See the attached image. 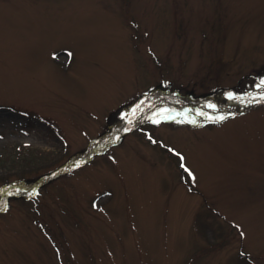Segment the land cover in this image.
<instances>
[{"label":"rangeland","instance_id":"1","mask_svg":"<svg viewBox=\"0 0 264 264\" xmlns=\"http://www.w3.org/2000/svg\"><path fill=\"white\" fill-rule=\"evenodd\" d=\"M261 77L264 0H0V264H264Z\"/></svg>","mask_w":264,"mask_h":264},{"label":"snow or ice","instance_id":"2","mask_svg":"<svg viewBox=\"0 0 264 264\" xmlns=\"http://www.w3.org/2000/svg\"><path fill=\"white\" fill-rule=\"evenodd\" d=\"M53 55H56V53H53ZM164 83H168L167 81H165ZM261 86H264V77H261V80H260V83L257 84V87H261ZM226 96H228L230 99H237L238 96L235 92L229 90L228 92L225 93ZM257 95H259L261 98H264V92H261V93H257ZM208 107L209 108H216L217 105L214 104V103H211V102H206ZM136 108H139V105H136L134 106ZM168 111H175L174 109H169L167 108V106H165L164 108H159V109H156L155 110V113L153 115V122L156 123V124H159L161 122V120H164V119H176L177 116H183L184 115V112L187 111L186 109L177 113V116H169V115H165L164 113L168 112ZM199 112V114L201 116L203 115H206V113L203 111V110H197ZM135 114V113H134ZM211 115V114H209ZM120 116L124 119H127V115L125 112H120ZM213 119H223L224 117L222 115H220L219 113H217L215 116L212 117ZM191 123H197V121L195 119H192L190 120ZM25 143H28V141H25ZM171 151L174 152V153H177V155L180 157V160H181V166L189 173V175L193 176L194 178V173L192 172V170L190 168H188L187 164L184 163V158H183V155L181 153H178L176 148H171ZM0 191H3V189H0ZM17 191H19V189H17ZM32 192L35 193L36 192V189L33 188L32 189ZM0 206H3L6 208V203L5 202H2L0 201ZM237 227H240L239 225H237ZM240 235L241 236H244L245 233L243 231L240 232Z\"/></svg>","mask_w":264,"mask_h":264},{"label":"trees","instance_id":"3","mask_svg":"<svg viewBox=\"0 0 264 264\" xmlns=\"http://www.w3.org/2000/svg\"><path fill=\"white\" fill-rule=\"evenodd\" d=\"M43 157L35 156L33 152H26V154H17L15 158L10 159L13 163L14 168L21 170L20 172H24L26 169L34 167L33 163L37 160H41Z\"/></svg>","mask_w":264,"mask_h":264}]
</instances>
